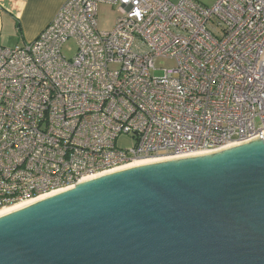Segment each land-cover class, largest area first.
Instances as JSON below:
<instances>
[{"label": "built area", "instance_id": "1", "mask_svg": "<svg viewBox=\"0 0 264 264\" xmlns=\"http://www.w3.org/2000/svg\"><path fill=\"white\" fill-rule=\"evenodd\" d=\"M157 59L174 66L156 75ZM263 133L264 0H66L34 40L0 45V210Z\"/></svg>", "mask_w": 264, "mask_h": 264}, {"label": "water", "instance_id": "2", "mask_svg": "<svg viewBox=\"0 0 264 264\" xmlns=\"http://www.w3.org/2000/svg\"><path fill=\"white\" fill-rule=\"evenodd\" d=\"M0 264H264V133L0 213Z\"/></svg>", "mask_w": 264, "mask_h": 264}, {"label": "crops", "instance_id": "3", "mask_svg": "<svg viewBox=\"0 0 264 264\" xmlns=\"http://www.w3.org/2000/svg\"><path fill=\"white\" fill-rule=\"evenodd\" d=\"M66 0H0V45L34 40Z\"/></svg>", "mask_w": 264, "mask_h": 264}, {"label": "rangeland", "instance_id": "4", "mask_svg": "<svg viewBox=\"0 0 264 264\" xmlns=\"http://www.w3.org/2000/svg\"><path fill=\"white\" fill-rule=\"evenodd\" d=\"M172 2L176 3L178 0H171ZM199 3L205 6H211L216 0H197ZM118 16V12L116 6L106 4V3H99L97 6V26L99 30H110L116 21ZM14 46V45H12ZM62 52L65 56L70 57L75 52V42L73 40H69L65 43L62 47ZM155 66L158 68L156 71V75L162 73L163 68L173 67L174 61L170 59H157L155 61ZM119 144L121 146H131L132 140L128 138H121L119 140Z\"/></svg>", "mask_w": 264, "mask_h": 264}, {"label": "bare ground", "instance_id": "5", "mask_svg": "<svg viewBox=\"0 0 264 264\" xmlns=\"http://www.w3.org/2000/svg\"><path fill=\"white\" fill-rule=\"evenodd\" d=\"M27 203H29V202L16 204V205L11 206V207H8V208H3V209L0 210V213L6 212V211L11 210V209H14V208H17V207L22 206V205H25Z\"/></svg>", "mask_w": 264, "mask_h": 264}]
</instances>
